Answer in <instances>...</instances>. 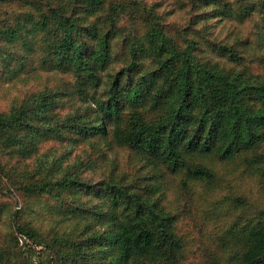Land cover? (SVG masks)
Wrapping results in <instances>:
<instances>
[{"label": "trees", "instance_id": "trees-1", "mask_svg": "<svg viewBox=\"0 0 264 264\" xmlns=\"http://www.w3.org/2000/svg\"><path fill=\"white\" fill-rule=\"evenodd\" d=\"M176 5L0 0V85L47 79L0 112V189L22 196L0 264H264V209L223 171L264 189V0ZM51 142L90 147L65 164ZM202 204L226 213L205 260L184 227Z\"/></svg>", "mask_w": 264, "mask_h": 264}, {"label": "rangeland", "instance_id": "rangeland-1", "mask_svg": "<svg viewBox=\"0 0 264 264\" xmlns=\"http://www.w3.org/2000/svg\"><path fill=\"white\" fill-rule=\"evenodd\" d=\"M149 2H162L164 9L173 10L174 15L171 18L172 20L182 21L181 19L185 17V15L180 12L177 8V0H148ZM3 10L6 11V8L3 7ZM186 19V18H184ZM252 22H248L245 25H240L237 22L232 23V26L237 31L249 33ZM226 34H224L225 36ZM32 75V74H31ZM44 84H47L46 77H31L28 75L21 76L20 79L15 80L9 84L0 85V112L10 110L11 106L18 101L25 99L29 94L34 91H38ZM90 147L88 144H81L78 146H66L59 145L58 143L51 142L45 145L44 152H48L50 154V160L53 161L55 158H58L66 153L70 154L69 159L66 160V163H72L76 158V155L80 154L84 149ZM35 159H31L27 162H21L17 164V167L23 170H32L35 164ZM232 166H227V168L223 169L228 174V180L230 183L229 187L234 186V191L236 194H241L243 198H245L244 204L247 206L250 205L251 212L249 214H254L260 209H264V189L262 187V180L259 174L252 175V170L247 171L246 165L244 163H240L238 161H232ZM239 172V173H238ZM93 178L99 179L101 176V172H95ZM90 175V178H92ZM228 185L224 184V188L228 189ZM11 189V190H10ZM21 192L16 189L9 188L6 184L3 185V188L0 189V206L3 203L8 204L9 208H6L4 212L3 220L0 224L2 229L7 227L9 224V213L13 210L12 208H19L21 204ZM13 198H16L15 202ZM29 199V202L34 203L35 200ZM200 207L198 209H194L192 213H189V218L186 220V224H184L185 229L188 224L190 230V236L193 238L190 244L193 252H199V257L204 258V260L209 255V248H212L215 251H218V242L217 237L220 232L221 227L225 222V210L220 204V210L218 212H214L215 206H206ZM246 208H249L247 207ZM11 210V211H10Z\"/></svg>", "mask_w": 264, "mask_h": 264}]
</instances>
